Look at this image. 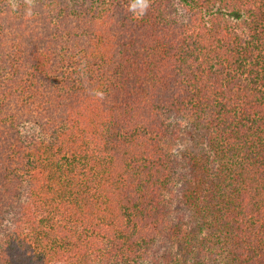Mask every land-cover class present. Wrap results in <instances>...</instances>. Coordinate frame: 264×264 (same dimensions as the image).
Segmentation results:
<instances>
[{
    "label": "trees",
    "instance_id": "trees-1",
    "mask_svg": "<svg viewBox=\"0 0 264 264\" xmlns=\"http://www.w3.org/2000/svg\"><path fill=\"white\" fill-rule=\"evenodd\" d=\"M129 4L0 0V264H264V0Z\"/></svg>",
    "mask_w": 264,
    "mask_h": 264
},
{
    "label": "clouds",
    "instance_id": "clouds-1",
    "mask_svg": "<svg viewBox=\"0 0 264 264\" xmlns=\"http://www.w3.org/2000/svg\"><path fill=\"white\" fill-rule=\"evenodd\" d=\"M25 3L31 6L33 4V0H25ZM15 7V5H12ZM151 6V0H130V4L128 6V11L132 13V15L136 18H143V16L147 13L148 9ZM30 14V9H29ZM94 95L99 99L104 98L103 92L96 91Z\"/></svg>",
    "mask_w": 264,
    "mask_h": 264
},
{
    "label": "rangeland",
    "instance_id": "rangeland-1",
    "mask_svg": "<svg viewBox=\"0 0 264 264\" xmlns=\"http://www.w3.org/2000/svg\"><path fill=\"white\" fill-rule=\"evenodd\" d=\"M22 131L24 132V134H25L26 137H27V135H35V136H39L40 135V132L38 131V129L36 127H34V126H31V125L24 126L22 128ZM178 212H181V211L177 210L176 211V214ZM182 215H183V212H182Z\"/></svg>",
    "mask_w": 264,
    "mask_h": 264
}]
</instances>
